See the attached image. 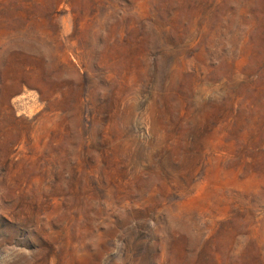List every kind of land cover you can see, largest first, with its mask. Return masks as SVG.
<instances>
[{
	"label": "rangeland",
	"instance_id": "rangeland-1",
	"mask_svg": "<svg viewBox=\"0 0 264 264\" xmlns=\"http://www.w3.org/2000/svg\"><path fill=\"white\" fill-rule=\"evenodd\" d=\"M0 0V264H264V0Z\"/></svg>",
	"mask_w": 264,
	"mask_h": 264
},
{
	"label": "trees",
	"instance_id": "trees-1",
	"mask_svg": "<svg viewBox=\"0 0 264 264\" xmlns=\"http://www.w3.org/2000/svg\"><path fill=\"white\" fill-rule=\"evenodd\" d=\"M160 19L164 24V34L173 38L176 33V10L174 0H163Z\"/></svg>",
	"mask_w": 264,
	"mask_h": 264
}]
</instances>
